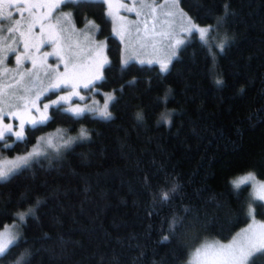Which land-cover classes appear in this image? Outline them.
<instances>
[{
	"label": "trees",
	"instance_id": "1",
	"mask_svg": "<svg viewBox=\"0 0 264 264\" xmlns=\"http://www.w3.org/2000/svg\"><path fill=\"white\" fill-rule=\"evenodd\" d=\"M180 5L200 26L216 25L227 5L219 31L230 41L220 52L194 37L166 73L157 65H122V44L103 2L59 9L71 13L79 27L85 19L99 25L110 66L96 90L114 92L112 117H74L52 109V119L28 127L27 141L13 144L15 151L0 147V157H14L45 135L74 141L65 147L59 140V151L50 149L0 181V229L17 213L35 212L4 264H13L25 249L31 253L27 264H189L203 242H228L249 225L242 206L251 187L236 193L230 181L248 172L264 181V0H180ZM165 114L170 123L162 122ZM82 129L88 139H77ZM173 184L177 191L161 202L159 193ZM260 204L253 206L264 220ZM193 216L204 227L170 234L173 217L195 224ZM249 264H264V254Z\"/></svg>",
	"mask_w": 264,
	"mask_h": 264
},
{
	"label": "snow or ice",
	"instance_id": "2",
	"mask_svg": "<svg viewBox=\"0 0 264 264\" xmlns=\"http://www.w3.org/2000/svg\"><path fill=\"white\" fill-rule=\"evenodd\" d=\"M10 6L13 0H5ZM20 0H16L19 4ZM108 3L109 8H112L111 0H103ZM81 4V0H40L39 3H28L26 8L18 7L17 14L26 12L29 17L27 32H22L21 36L25 37L24 40V54L16 56V64L20 67L16 70L20 79L17 80V85H7L5 88L0 89V147L5 149H12L13 144L16 142H26V126L30 129H36L40 125L46 124L52 119L48 115V110L54 109L56 114L69 113L74 117H82L86 113L95 112L105 120L111 119L112 113L109 111V104L115 100V95L112 93L104 94L105 103L102 107H96L98 102L94 101L93 105L80 106V101H85L91 97H86L81 94V89L94 92L98 82L105 81L104 68L106 65L110 66V61L104 55V50L107 47L105 41L97 42L94 35L89 38L88 32H99V25L93 20H83L84 29L77 30L75 21L71 13L58 12L57 15L52 16V12L60 9L61 5L76 6ZM45 8L47 11L40 16H34V9ZM119 8L126 9L127 11L135 10V7L129 8L126 4H119ZM139 8L141 10L148 9L150 11L142 13L136 11V15L141 17L138 21H126L125 17H120L118 13L115 15L109 11L108 16L113 18L114 26L112 33L119 37L121 42L126 39V33L129 31V25L135 26L136 34H143L140 38L143 41L141 47H147L150 43L152 36H170L171 33H163L157 31V23H161L156 15L157 9H164L165 17H170L178 20L185 33L191 34L192 32L198 33L200 39L209 45L218 48L221 52L224 51L225 46L229 43L230 37L227 34L220 35L219 29L222 27L225 16L229 15L228 6L225 5L224 15L217 18L216 25H209L200 27L197 25L190 16L180 7V0H165L164 4H157L156 0H151L150 3L145 0H140ZM12 13L9 12L4 16L0 22L12 18ZM15 25H19L20 21L14 20ZM39 23L40 26V39L39 43L33 45L36 52L44 44L52 46L51 52H45L43 57L37 58L35 54H28V37L32 33V29ZM162 23L167 24L165 19ZM143 25V27H141ZM47 29V31H45ZM8 31H16L15 27L9 28ZM83 34L84 42L80 41L79 36ZM183 40L177 39L175 44L172 45V58L176 57V46L183 44ZM153 48L155 45H152ZM10 51L15 52V48ZM211 54V53H210ZM49 56L55 57V63L48 64L47 58ZM135 55L130 56L123 60V66L127 67L130 60H136ZM25 60L31 61V67L27 70L23 69ZM158 61L152 60H139V63H154ZM161 63V71H168V64ZM61 66L63 70L61 71ZM218 85L223 81L216 80ZM7 88H12V91H7ZM63 90V91H62ZM46 96L48 102L40 104L41 98ZM52 96L56 98L53 99ZM77 103L73 104V100ZM38 113L33 115V113ZM5 117H9L18 121L15 125L12 123H5ZM137 119L142 120L143 116L137 114ZM162 122L170 123L167 114L161 117ZM15 138L13 142L8 143L9 140ZM86 130H81L77 139H88ZM63 146H68L74 142L71 138L61 137ZM43 145L47 147H54L53 139L51 137H40L39 141L33 146L31 151L22 155H17L12 159L0 158V181H6L13 175L20 172L22 169L27 168L30 164L41 156L47 155ZM59 151V148H56ZM233 191L240 193L245 185H251L254 192L247 204L242 206V211L253 220V223L248 228L243 229L242 233L238 234L239 238H234L228 244H221L218 241L209 244L205 243L200 248H197L193 254V259L189 264H249V260L255 254H264V224L256 225L255 215L256 208L253 206L255 201L264 202V181L257 180L253 172H248L243 176H239L230 181ZM178 185L173 184L167 190H161L159 193V200L161 202H168L170 194L177 191ZM40 201H37L39 205ZM259 207L264 209V204ZM189 215H192L190 210ZM34 209H29L27 212L17 213L16 223L6 225L0 229V264L12 254L14 249L20 245L23 240L22 227L26 224L27 218L34 216ZM230 214V213H229ZM195 224L187 223V217H173L170 224V234L175 238L176 232L184 230L182 235H186V230L194 228L197 224L204 227L200 223L197 216H193ZM168 236H163L162 241H167ZM187 248V244H183ZM31 253L25 249L23 253L15 258L13 264H27L28 258Z\"/></svg>",
	"mask_w": 264,
	"mask_h": 264
},
{
	"label": "rangeland",
	"instance_id": "3",
	"mask_svg": "<svg viewBox=\"0 0 264 264\" xmlns=\"http://www.w3.org/2000/svg\"><path fill=\"white\" fill-rule=\"evenodd\" d=\"M81 1L103 2V0H81ZM29 2H31V3H39L40 0H20L19 4L16 3V0H13V3H12L11 6L7 2H5V0H0V20H2V18L4 16H7V14L9 12H11L13 14L11 19L4 20L3 22H0V89L5 88L7 85H13V86L19 87V85H17L16 82H17V80L20 79V77H19V75H18L16 70L20 66L16 64V56H18V55L22 56L24 54V51H25L24 50L25 37H22L21 33L22 32H25V33L27 32L29 17H28V14L26 12H20L19 14H17V8L18 7L26 8L28 6ZM145 2L150 3L151 0H145ZM164 2H165V0L156 1L157 4H164ZM103 3L107 7V15H108L109 11H111L114 15L116 13H118L120 17H125L126 21H138V20H140L141 17H138L136 15V11H142V13H146V12L150 11L148 9L141 10L139 8L140 0H111V3L113 5L112 8H109L108 3H105V2H103ZM119 4H126V5H128L129 8L135 7V10L127 11L126 9L119 8ZM180 7H181V5H180ZM61 8H62V5H61ZM166 10H167L166 8H164V9L158 8L157 9L156 15L159 18V20L161 21V23H157V31L158 32H163V33H171V35L170 36H158V35L157 36H152V37L149 38L150 39V43L148 44L147 47H141L140 46L141 43H143V41L140 38L143 34L142 33L139 34V35L136 34L134 25H129V31L126 33V39H125L124 42H121L120 38L113 34L122 44V65H123V60L124 59L129 58L132 55H135L137 57V59L136 60H130L129 64L137 63V64H140V65H157L159 67L160 71H161L160 64L161 63H167L169 60H171V62L168 64V71H169L171 69V66H172L173 62L179 57L180 51L184 48V46L186 44H188L194 37H197L199 40H201L199 35H198V33H196V32H192L191 34L185 33L183 31V28H182V26H181V24H180V22L178 20H175V19L170 18V17H165L163 13ZM46 11H47V9H45V8L34 9L33 10L34 16L32 17V19H35L36 16H40L43 13H45ZM58 12H61V10L57 9V10L53 11L52 12V16L57 15ZM62 12H65V11H62ZM108 18L110 19V21L112 23V28H113V26H114L113 18L109 17V16H108ZM17 19L20 21L19 25H15L13 23L14 20H17ZM165 19H167V21H168L167 24L162 23ZM75 26H76V29L78 31L81 30V29H84V27H85V25L82 26V27H79L76 24H75ZM12 27H15L16 31H8V29L12 28ZM141 27H143V25H141ZM200 27H206V26H200ZM45 31H47V29H45ZM98 33L99 32L93 33L91 31H89L88 32V36H89V38H91L94 35V38H95V40L97 42H100V41H105L106 42L105 39H101L99 37ZM39 39H40V26H39V23H37L35 25V27L32 29V33H31L30 37H28V44H29L28 54L31 55V54L34 53L37 58L43 57V54L45 52H51L52 51V46L51 45L44 44L43 47L40 48L39 52H36L35 47L33 45L39 43ZM79 39H80V41L84 42L85 44L87 43V41L84 40L83 34H81L79 36ZM177 39L183 40L184 43L181 44V45H177L176 46V53L177 54H176L175 58H172V56H171V53H172V50H173L172 49V45L175 44V41ZM106 44H107V42H106ZM153 44L155 45L154 48L152 46ZM11 48H15L16 51L15 52L10 51ZM211 48L213 49V46ZM104 55L109 60L108 45H107L106 49L104 50ZM139 60H145V61L152 60V61H158V62H154V63H151V64H149V63L141 64V63H139ZM47 63L54 65L55 57L49 56L47 58ZM107 66L108 65H106L105 68ZM22 67H23L24 70L29 69L31 67V61L25 60ZM105 68H104V71H105ZM62 70H63V67L61 66V71ZM161 72H163V71H161ZM163 73H166V72H163ZM7 91H12V88H7ZM108 93L114 94V92H106V93H103V94L99 95L97 90H95L94 92H89L88 90L81 89V94L82 95H85L86 97H91V98L90 99H86L85 101H80L79 102L80 106L84 107L85 105H93V102L96 101V102H98V104L95 105V106L96 107H102L103 104L105 103V95L104 94H108ZM52 98L55 99L56 97L52 96ZM44 102H48V98L46 96L41 98L40 104L42 105ZM75 103H77V101L74 99L73 100V104H75ZM112 103H113V101L109 104V111H110ZM51 110H52L51 108L48 110V115L49 116H51ZM33 115H37L38 116V113L34 112ZM85 115H91L93 117L104 119L103 117L99 116L95 112L86 113ZM4 122L5 123H9L10 122V123H12L14 125V127L18 123V121H16L15 119L9 118V117H5ZM28 127L29 126H26V130H27ZM26 133H27V131H26ZM43 137H45L46 139L51 137L53 139L54 147L49 148V147H47V145H43V147L45 148L46 152L48 153V151L50 149H56V147L59 146V144H60L59 140L61 141V137L62 136H61V134H58L57 137L52 136V135H45ZM14 139L15 138L13 137V140ZM29 151H31V149ZM14 157H5V156H3V157H0V158L12 159ZM245 186H250L251 187V193L253 194V192H254L253 187L251 185H245ZM260 202H262V201H260ZM262 203H264V202H262ZM16 222H17V220H15L13 223H16ZM255 222H256L257 226L259 224H264V220H259L256 217V215H255ZM252 223H253V220L251 219V222L249 223V225L252 224ZM248 226L245 227L244 229L248 228ZM242 230L239 231L237 233V235H235L228 242H220L218 240L211 239V240H207V241L203 242L197 248H200L205 243L212 244V243H215L216 241H218L221 244H228L234 238H239L238 234L242 233ZM195 251H196V249L192 253V255L190 257V260L193 259V254L195 253ZM258 254H260V253H257L253 257H251L250 260H249V263Z\"/></svg>",
	"mask_w": 264,
	"mask_h": 264
},
{
	"label": "bare ground",
	"instance_id": "4",
	"mask_svg": "<svg viewBox=\"0 0 264 264\" xmlns=\"http://www.w3.org/2000/svg\"><path fill=\"white\" fill-rule=\"evenodd\" d=\"M203 26V25H202ZM237 235V234H236Z\"/></svg>",
	"mask_w": 264,
	"mask_h": 264
}]
</instances>
